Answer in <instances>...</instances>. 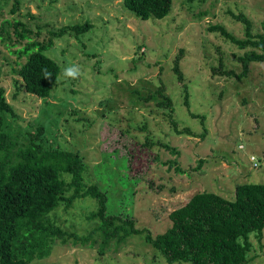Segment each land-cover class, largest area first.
<instances>
[{"label":"rangeland","instance_id":"obj_1","mask_svg":"<svg viewBox=\"0 0 264 264\" xmlns=\"http://www.w3.org/2000/svg\"><path fill=\"white\" fill-rule=\"evenodd\" d=\"M14 7L15 0H0V88L15 113L6 117L10 132L24 141L44 127L47 149L79 154L86 181L106 192L111 214L133 219L156 237L198 192L233 200L238 185L264 184V63H253L242 80L214 74L221 58L226 70L241 73L238 57L254 48L241 49L210 31L220 25L245 39V26L235 18L243 15L254 35H264V0H173L167 18L149 21L130 13L123 0H21L18 11ZM16 20L42 42L63 27L93 25L79 38H55L45 51L62 68L48 99L27 93L16 73L25 62L15 53L23 45L15 37ZM178 58L183 83L174 71ZM73 65L81 69L78 79L64 76ZM161 87L180 128L195 136L174 132L170 110L158 104ZM96 208L92 199L68 210L62 205L56 221L88 236L96 226L86 216ZM93 238V247L56 242L50 257L32 264H169L145 236L112 243L103 254L99 235ZM252 242L248 264H264V235Z\"/></svg>","mask_w":264,"mask_h":264},{"label":"trees","instance_id":"obj_2","mask_svg":"<svg viewBox=\"0 0 264 264\" xmlns=\"http://www.w3.org/2000/svg\"><path fill=\"white\" fill-rule=\"evenodd\" d=\"M20 2L15 0L13 12L18 11ZM123 3L142 21L164 20L173 10V0H123ZM235 18L245 26V39H238L220 25L211 26L210 31L219 32L241 49L254 50L238 57L241 73L226 70L222 58L213 71L216 75L242 80L249 75L253 63H264V35L253 34V24L247 17ZM13 24L15 37L19 43L23 42L15 53L25 59L16 73L27 93L48 99L58 87L62 68L45 51L54 47L55 38L67 33L79 38L93 25L86 22L66 26L51 32L49 40L42 42L22 22L16 20ZM45 70L51 74L50 79L45 78ZM174 71L183 83L179 58ZM164 91V87L159 89L163 100L158 104L170 110L169 123L174 132L195 136L190 129L180 128L174 118L173 102L164 96ZM7 115L14 117V109L7 101L5 90L0 88V264H32L46 259L56 242L66 245L73 240L74 245L90 243L93 247L94 235H99L102 254L112 243L119 247L133 236H145L146 243L169 264H248L253 251L252 236L259 241L263 238L264 184L238 185L233 200L214 192H198L170 214L172 226L153 237L148 229L137 228L133 219L109 212L108 195L97 184L86 181V165L79 154L47 149L43 145L44 127L38 128L37 133L29 132L22 141L19 135L10 132ZM86 199L97 203V208L86 216L96 227L88 236L81 237L58 225L55 213L62 205L68 210Z\"/></svg>","mask_w":264,"mask_h":264},{"label":"clouds","instance_id":"obj_3","mask_svg":"<svg viewBox=\"0 0 264 264\" xmlns=\"http://www.w3.org/2000/svg\"><path fill=\"white\" fill-rule=\"evenodd\" d=\"M64 76L71 79H78L81 76V69L78 65H73L64 69ZM45 78L50 79L51 74L45 70Z\"/></svg>","mask_w":264,"mask_h":264},{"label":"built area","instance_id":"obj_4","mask_svg":"<svg viewBox=\"0 0 264 264\" xmlns=\"http://www.w3.org/2000/svg\"><path fill=\"white\" fill-rule=\"evenodd\" d=\"M251 161L252 162H255L256 161V158L254 156L251 157ZM254 167H258V163H255L254 164Z\"/></svg>","mask_w":264,"mask_h":264}]
</instances>
